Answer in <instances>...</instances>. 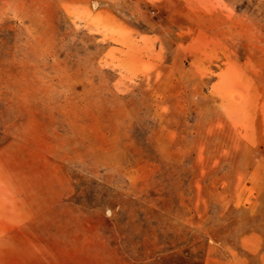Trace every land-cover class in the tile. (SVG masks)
I'll list each match as a JSON object with an SVG mask.
<instances>
[{"label":"rangeland","instance_id":"374dc122","mask_svg":"<svg viewBox=\"0 0 264 264\" xmlns=\"http://www.w3.org/2000/svg\"><path fill=\"white\" fill-rule=\"evenodd\" d=\"M0 202L81 206L45 264H264V0H0Z\"/></svg>","mask_w":264,"mask_h":264},{"label":"crops","instance_id":"0c3cea01","mask_svg":"<svg viewBox=\"0 0 264 264\" xmlns=\"http://www.w3.org/2000/svg\"><path fill=\"white\" fill-rule=\"evenodd\" d=\"M64 206L66 209L58 204L0 202V264H45L46 258L59 260L65 257L67 254H61V250L51 257L44 251L34 253L32 250L34 239L43 248L46 240L61 246L66 231L63 224L69 217L68 207L72 211L81 207L76 203Z\"/></svg>","mask_w":264,"mask_h":264}]
</instances>
